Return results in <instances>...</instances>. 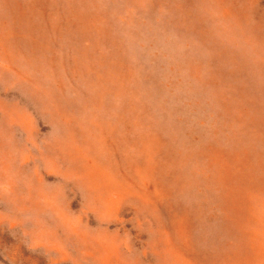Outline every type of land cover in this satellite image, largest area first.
Masks as SVG:
<instances>
[{
    "label": "rangeland",
    "instance_id": "rangeland-1",
    "mask_svg": "<svg viewBox=\"0 0 264 264\" xmlns=\"http://www.w3.org/2000/svg\"><path fill=\"white\" fill-rule=\"evenodd\" d=\"M0 264H264V0H0Z\"/></svg>",
    "mask_w": 264,
    "mask_h": 264
},
{
    "label": "bare ground",
    "instance_id": "bare-ground-1",
    "mask_svg": "<svg viewBox=\"0 0 264 264\" xmlns=\"http://www.w3.org/2000/svg\"><path fill=\"white\" fill-rule=\"evenodd\" d=\"M172 34L173 33L170 31V34L162 36V40L167 47H164L162 42L158 45L157 41H153L154 44H151L154 45L156 49L150 50L152 52L149 54L150 57L157 59L158 65H163L160 70V79H163V77L166 78L173 72H176L177 76L184 77L183 74H186V70L191 59L189 55H194V53L192 54L190 52L191 50H186L185 47L178 45L180 44V41L176 37L172 36ZM174 54H177L180 57H175ZM195 87L198 88L197 85H195ZM207 194H209V192Z\"/></svg>",
    "mask_w": 264,
    "mask_h": 264
}]
</instances>
